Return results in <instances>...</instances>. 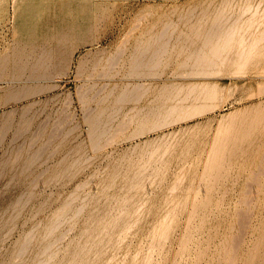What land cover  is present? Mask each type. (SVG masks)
Wrapping results in <instances>:
<instances>
[{
    "label": "rangeland",
    "instance_id": "1",
    "mask_svg": "<svg viewBox=\"0 0 264 264\" xmlns=\"http://www.w3.org/2000/svg\"><path fill=\"white\" fill-rule=\"evenodd\" d=\"M223 1L231 0H0V56L15 57L0 71V264H264V0H243L248 10ZM211 9L217 25L235 26V38L224 62L210 56L218 64L202 67L190 54L217 26ZM85 13L83 38L56 40ZM191 27H203L192 30L202 41ZM19 51L26 61L18 67ZM42 55L50 69L37 65ZM212 84V99L199 95ZM172 97L188 107L167 114Z\"/></svg>",
    "mask_w": 264,
    "mask_h": 264
},
{
    "label": "bare ground",
    "instance_id": "2",
    "mask_svg": "<svg viewBox=\"0 0 264 264\" xmlns=\"http://www.w3.org/2000/svg\"><path fill=\"white\" fill-rule=\"evenodd\" d=\"M17 1H18V0H17ZM43 1H44V0H43ZM73 1H75V0H73ZM227 1H228V0H227ZM231 1L233 2V0H231ZM231 1H230V2H231ZM242 1H243V0H242ZM244 1H245V0H244ZM244 1H243V3H242L243 5L245 4ZM27 2H28V1H27ZM34 2H35V1H34ZM39 2H40V1H39ZM52 2H53V1H52ZM58 2H59V1H58ZM76 2H77V1H76ZM104 2H105V1H104ZM112 2H113V1H112ZM230 2H229V5L232 3V2H231V3H230ZM245 2H246V1H245ZM248 2H249V1H248ZM32 3H33V2H32ZM223 3H224V1H223ZM227 3H228V2H226V5H227ZM249 3H250V2H249ZM253 3H254V2H253ZM40 4H41V3H40ZM40 4H38V5H40ZM44 4H45V3H44ZM52 4H53V3H52ZM62 4H63V3H62ZM68 4H69V3H68ZM76 4H78V2H77ZM26 5H27V4H26ZM30 5H31V3H30ZM34 5H35V4H34ZM38 5H37V6H38ZM41 5H42V4H41ZM55 5H56V3H55ZM78 5H79V4H78ZM213 5H214V4H213ZM224 5H225V3H224ZM226 5H225V6H226ZM229 5H227V6H229ZM235 5H236V4H234L233 6H235ZM243 5H242V7H243ZM247 5H248V4H247ZM258 5H260V4H258ZM22 6H23V5H22ZM35 6H36V5H35ZM42 6H43V5H42ZM46 6H47V5H46ZM53 6H54V5H53ZM57 6H58V5H57ZM63 6H64V5H63ZM71 6H72V5H71ZM76 6H77V5H76ZM76 6H75V7H76ZM103 6H104V5H103ZM108 6H109V5H108ZM195 6H196V5H195ZM208 6L210 7V5H208ZM208 6H206L205 9H207ZM217 6H218V5H217ZM221 6H222V3H221ZM231 6H232V5H231ZM249 6H250V5H249ZM252 6H253V5H252ZM24 7H28V6H24ZM32 7H33V6H32ZM47 7H48V6H47ZM54 7H55V6H54ZM175 7H176V6H175ZM179 7H180V6H179ZM203 7H204V5H203ZM203 7H202V8H203ZM215 7H216V5H215ZM244 7H245V8H244ZM244 7H243L244 10L248 8V6L246 7L245 5H244ZM255 7H256V10H257V7H258V6L255 5ZM255 7L253 6L252 9H255ZM29 8H31V7H29ZM48 8H50V7H48ZM52 8H53V7H52ZM59 8H60V7H59ZM62 8H63V7H62ZM65 8H66V7H65ZM71 8H72V7H71ZM191 8H192V7H191ZM217 8H218V7H217ZM225 8H226V7H225ZM225 8L223 9V11L226 10ZM233 8H234V7H233ZM233 8H232V10H231V8H230L229 10L233 11ZM235 8H236V7H235ZM243 8H242V9H243ZM21 9H22V7H21ZM35 9H37V8H35ZM39 9H40V8H39ZM41 9H42V8H41ZM75 9H76V8H75ZM195 9H196V8H195ZM195 9H194V10H195ZM213 9H215V8H213ZM213 9H211V10H213ZM221 9H222V7H221ZM227 9H228V8H227ZM242 9H241L240 11H242ZM248 9H249V8H248ZM248 9H247V10H248ZM250 9H251V8H250ZM252 9H251V10H252ZM258 9H259V7H258ZM32 10H34V9H32ZM58 10L60 11V9H58ZM65 10H66V9H65ZM72 10H73V9H72ZM191 10L193 11V9H191ZM191 10H189V11H191ZM203 10H204V9H203ZM209 10H210V9H209ZM237 10H238V7H237L236 11H237ZM19 11H20V10H19ZM21 11H22V20H23V19H24V18H23V14H26V11H25V10H21ZM34 11H35V10H34ZM34 11H33V12H34ZM36 11H37V10H36ZM55 11H56V10H55ZM59 11H58V12H59ZM67 11H68V10H67ZM74 11H75V10H74ZM74 11H73V12H74ZM187 11H188V10H187ZM192 11H191L190 13H188V14H190V17L193 15V14L191 15ZM196 11H197V9H196ZM201 11H202V10H201ZM213 11H214V12H213ZM213 11H212V13L214 14V17H215V16H216V15H215V10H213ZM221 11H222V10H221ZM223 11H222V12H223ZM240 11H239V12H240ZM27 12H28V11H27ZM38 12H40V11H38ZM38 12H37V13H38ZM56 12H57V11H56ZM76 12H77V11H76ZM87 12H88V11H87ZM194 12H195V11H194ZM198 12H199V11H198ZM202 12H203V11H202ZM216 12H217V10H216ZM219 12H220V9H219ZM222 12H221V13H222ZM225 12H227V11H225ZM225 12H223V13H225ZM228 12H229V11H228ZM242 12H244V14H246L245 11H242ZM242 12H241V14H242ZM248 12H249V11H248ZM255 12H256V11H254L253 13H255ZM261 12H264V11H261ZM28 13H29V12H28ZM35 13H36V12H35ZM35 13H34V14H35ZM54 13H55V12H54ZM74 13H75V12H74ZM77 13H78V12H77ZM77 13H76V15H77ZM163 13H164V12H163ZM174 13H175V11H174ZM185 13H186V12H185ZM185 13H184V16H181V17H186V18H187V16H185V15H186ZM203 13H204V12H203ZM223 13H222V14H223ZM233 13H235V12H233ZM256 13H257V12H256ZM259 13H260V11H259ZM16 14H18V13H16ZM16 14H15V15H16ZM30 14H31V12H30ZM40 14H41V13H40ZM45 14H46V13H45ZM55 14H56V13H55ZM58 14H59V13H58ZM63 14H64V13H63ZM96 14H97V13H96ZM165 14H166V12H165ZM180 14H181V13H180ZM196 14H197V13H196ZM216 14L219 16L218 13H216ZM225 14H227V13H225ZM236 14H237V13H236ZM236 14H235V15H236ZM239 14H240V13H238V15H239ZM249 14H250V13H249ZM257 14H258V13H257ZM35 15H36V14H35ZM88 15H89V14H88ZM194 15H195V14H194ZM194 15H193V16H194ZM197 15L199 16V15H201V14L198 13ZM197 15H196V17H197ZM205 15H206V14H205ZM205 15H204V16H205ZM235 15H234V17H235ZM247 15H248V14H247ZM262 15H264V14H262ZM18 16H19V15H18ZM18 16H16V17H18ZM41 16H42V15H41ZM62 16H64V15H62ZM72 16H73V15H72ZM80 16H81V15H80ZM99 16H100V15H99ZM165 16H166V15H165ZM202 16H203V14H202ZM202 16H201V17H202ZM206 16H207V15H206ZM220 16H221L222 18H225L224 15H220ZM225 16H226V15H225ZM232 16H233V15H232ZM31 17H32V16H31ZM34 17H35V16H34ZM68 17H69V16H68ZM73 17H74V16H73ZM75 17H76V16H75ZM75 17H74V18H75ZM90 17H91V16H90ZM97 17H98V16H97ZM168 17H169V16H168ZM168 17H167V18H168ZM178 17H179V18H177V19H179V20L183 19V18H180V16H178ZM196 17H194V18H196ZM201 17H199V20L201 19ZM208 17H209V16H208ZM211 17H212V16H210V18H211ZM230 17H231V15H230ZM234 17H233V18H234ZM244 17H245V16H244ZM248 17H249V16H248ZM29 18H30V17H27V20H28ZM79 18H80V17H79ZM84 18H85V20H84ZM159 18H160V17H159ZM159 18H158V20H159ZM161 18H162V17H161ZM167 18H166V19H167ZM169 18H170V17H169ZM186 18H185V19H186ZM204 18H205V17H204ZM231 18H232V17H231ZM235 18H236L235 20H241L242 15H240V17H237V15H236ZM253 18H254V17H253ZM260 18H261V17H260ZM20 19H21V18H20ZM32 19H33V18H32ZM65 19H66V18H65ZM98 19H99V17H98ZM166 19H165V20H166ZM185 19H184V20H185ZM197 19H198V17H197ZM202 19H203V18H202ZM202 19H201V20H202ZM207 19H208V18H207ZM211 19L214 20L213 17H212ZM211 19H210V20H211ZM215 19H216V20H215L214 23H216V21H218V17H217V18L215 17ZM220 19H221V18H220ZM250 19H251V16H250ZM36 20H37V17H36ZM68 20H69V18H68ZM77 20H78V19H77ZM160 20H161V19H160ZM167 20H168V19H167ZM171 20H173V19H171ZM186 20H187V19H186ZM190 20H191V18H190ZM221 20H222V19H221ZM223 20H225V19H223ZM227 20H229V19L227 18ZM231 20H232V19H231ZM244 20H245V19H244ZM246 20H247V19H246ZM254 20H255V19H254ZM259 20H260V19H259ZM20 21H21V20H20ZM25 21H26V20H25ZM34 21H35V19H34ZM70 22H71V21H70ZM75 22H76V20H75ZM199 22H200V21H199ZM199 22H198V24H199ZM24 23H26V22H24V20H23V24H24ZM31 23H32V21H31ZM31 23H30V24H31ZM217 23H218V22H217ZM217 23H216V25H217ZM20 24H22V23H20ZM23 24H22V25H23ZM27 24H29V23L27 22ZM35 24H36V23H35ZM71 24H72V25L69 24V27H66V28H64L65 25H64L63 27L61 26V27L64 28V29L61 31V33L59 34V36H57V37H58V38L56 39L57 41L60 40L59 42H65V43H66V41H67V40H70V38H72L73 36H76V37H79V38H83V37L85 36V34L87 33V32H86V31H87V30H86V27L90 26L89 16H87V14L85 13V14L83 15V19L80 20V22L76 23V25H75L74 23H71ZM164 24L166 25V27H165L164 25H162V26H164L163 28H165V30H166L167 33H168V30H167V29H169L170 26H169V24H166V23H164ZM193 24H196L195 26H198L196 22L193 23ZM167 25H168V26H167ZM191 25H192V24H191ZM191 25H190V26H191ZM199 25H202V24H199ZM203 25H204V24H203ZM28 26H29V25H28ZM32 26H33V25H31V27H32ZM66 26H67V23H66ZM195 26H194V27H195ZM95 27H96V24H95ZM148 27H149V26H148ZM194 27H193V28L191 27L192 29H191L190 31H192L193 29H196V28H197V29L200 28V27H199V28H198V27L194 28ZM204 27H206V26H204ZM213 27H214L215 29H214ZM234 27H235V26H234ZM234 27H233V30H232V26H228V27H226V25H225V21H224V22L219 21V24H218L217 26H215V25L212 26V29H214V30L211 31V29H210L211 27H210V28L207 30V31L210 30V32H207V33L205 32L206 30H205V31H202L201 28L203 29V27H201L200 30H201L202 32H204L203 34H206L205 37H204L203 35H201V36H203L204 39H203V38H202V39H203L204 41H202V39H200V38L197 37V36H196V37H197V38H196V37L194 36L195 33H196V31H195V33L192 31V32L194 33L193 36L195 37V39H200V40L204 43V44H203V43L201 42L202 45H201V44H200L201 46L199 45L198 50H196V51H195V50H192L193 52L191 51L192 53H191L190 55H191V56H195V57H194L195 59L193 60L194 63H197V65H200V66H202V67H205V66H207L208 64H209V66H210L213 62H215L213 59L217 58V60H218L219 56H224V55L227 56V55H228V52L230 51V48H229L230 45H229V44H230V42L232 41L231 38H232V39L235 38V36H234L235 28H234ZM236 27H237V26H236ZM17 28H18V27H17ZM22 28H23V27H22ZM25 28H27V27L25 26ZM33 28H34V27H33ZM163 28L161 29V33H164V31H163L164 29H163ZM239 28H240V27H239ZM58 29H59V27H58ZM147 29H148V28H147ZM205 29H206V28H205ZM27 30H29V28H28ZM30 30H31L32 35H31L30 33H29V35H30V36L32 37V39H33V34H35V32H33V30H32L31 28H30ZM60 30H61V29H60ZM172 30H173V29H172ZM25 31H26V30H25ZM34 31H35V30H34ZM159 31H160V30H159ZM162 31H163V32H162ZM173 31H174V30H173ZM173 31H170L169 33L172 34L171 32H173ZM237 31H239V30H237ZM237 31H236V32H237ZM20 32H21V31H18V33H20ZM29 32H30V31H29ZM143 32H144V30H143ZM192 32H191V33H192ZM199 32H200V31H198V35H199ZM239 32H240V31H239ZM239 32L236 33V34L240 35ZM18 33H17V34H18ZM22 33H23V32H22ZM157 33H158V32H157ZM157 33H155V34H157ZM161 33H159V34H161ZM191 33H190V34H191ZM209 33H210V34H209ZM211 33H212V34H211ZM240 33H241V32H240ZM24 34H25V32H24ZM54 34H55V33H54ZM143 34H144V33H143ZM148 34H149V33H148ZM150 34H151V33H150ZM164 34H165V33H164ZM164 34H163V37H164ZM170 34H168V35H170ZM208 34H209V35H208ZM236 34H235V35H236ZM52 35H53V34H52ZM52 35H51V37H53ZM165 35H166V37H167V34H165ZM196 35H197V34H196ZM238 35H237V36H238ZM35 36H36V35H35ZM54 36H55V35H54ZM161 36H162V34H161ZM191 36H192V34H191ZM199 36H200V35H199ZM242 36H243V35H242ZM22 37H23V36H22ZM31 37H29L30 40H31ZM76 37H75V39H76ZM163 37H160V35H159V36H157L156 39H158V38H163ZM187 37H190V36H189V32H188V35L186 36V38H187ZM259 37H261V36H259ZM259 37H258V38H259ZM19 38H20V36H19ZM25 38H26V37H25ZM54 38H55V37H54ZM180 38H181V36H180ZM186 38H185V39H186ZM237 38H238V37H237ZM237 38H236V39H237ZM242 38H243V37H242ZM242 38H241L240 40H241V41H244V39H242ZM248 38H249V37H248ZM248 38H247V39H248ZM253 38H254V37H253ZM261 38H263V37H261ZM26 39H27V38H26ZM35 39H36V38H35ZM48 39H49V38H48ZM52 39H53V38H52ZM73 39H74V38H72L71 41H73ZM167 39H168V38H166V40H167ZM178 39H179V38H178ZM182 39H183V38H182ZM182 39H181V40H182ZM195 39H193V40H195ZM236 39H235V41H236ZM251 39H252V38H251ZM251 39H250V40H251ZM36 40H38V39H36ZM56 40H55V41H56ZM161 40H162V39H161ZM163 40H164V38H163ZM168 40H169V39H168ZM168 40H167V43H166V41H165L164 43H163V42H162V43L160 42V45L162 44V46H160V47H161V48L163 47V49H165L164 47H165V45H166V47H167V44H168V42H169ZM183 40H184V39H183ZM186 40H188V38H187ZM186 40H185V41H186ZM190 40H192V37H191ZM230 40H231V41H230ZM238 40H239V39H238ZM260 40H261V39L259 38V40L257 39L256 41L259 42ZM22 41H23V40H21L20 42H22ZM28 41H29V40H28ZM50 41H51V40H50ZM241 41H240V42H241ZM254 41H255V40H254ZM254 41H253V43H254ZM16 42L18 43V41H16ZM48 42H49V41H48ZM228 42H229V43H228ZM17 43H16V45H17ZM23 43H26V42L23 41ZM165 43H166V44H165ZM234 43H235V42H234ZM241 43H243V42H241ZM255 43H257V42H255ZM255 43L253 44V47H255L254 45H257V44H258V43H257V44H255ZM18 44H20V43H18ZM27 44H28V43H27ZM49 44H50V43H49ZM53 44H54V42H53ZM68 44H70V43H68ZM227 44H228L229 46H228ZM236 44H237V43H236ZM238 44H240V43L238 42ZM238 44H237V46H239ZM250 44H251V43H250ZM16 45H15V46H16ZM23 45H24V44H23ZM36 45H37V44H36ZM40 45H41V44H40ZM185 45H186V44H185ZM234 45H235V44H234ZM241 45H242V44H241ZM17 46H18V45H17ZM20 46H21V50H22V47H23L22 44H21ZM20 46H19V47H20ZM25 46H26V45H25ZM27 46H28V45H27ZM27 46H26V47H27ZM29 46H30V45H29ZM33 46H34V45L32 44V47H31V48H33ZM47 46H48V45H47ZM47 46H46V47H47ZM56 46H57V44H56ZM71 46H72V44H71ZM243 46H244V45H243ZM37 47H38V46H36L35 48H37ZM53 47H54V45H53ZM181 47H184V45L182 44ZM230 47H231V46H230ZM239 47H240V46H239ZM247 47H248V46H247ZM249 47L251 48L252 46H249ZM15 48H16V47H14V50H15ZM35 48H34V51H35ZM48 48H49V47H48ZM61 48H62V47H61ZM158 48H159V47H158ZM161 48H159V49H161ZM226 48H227V50H228V48H229L228 52L226 51L227 54L225 53ZM231 48H232V47H231ZM242 48L244 49L245 47H242ZM51 49H52V47H51ZM51 49H50V51L48 50V51L50 52V54H52L53 52H55V51L52 52ZM57 49H58V48H57ZM63 49H64V48H63ZM195 49H196V48H195ZM239 49H240V48H239ZM254 49H255V48H254ZM254 49L252 48L251 50L253 51ZM12 50H13V49H12ZM12 50H10V51L12 52ZM18 50H20V49H18ZM23 50H24V48H23ZM26 50H27V49H26ZM38 50H39V48H38ZM46 50H47V49H46ZM52 50H53V49H52ZM66 50H67V49H66ZM157 50H158V49H157ZM157 50H156V52H159V50H158V51H157ZM182 50H185V48L182 49ZM44 51H45V50H44ZM162 51L164 52L165 50H162ZM232 51H233V50H232ZM242 51H243V50H242ZM242 51H240V53H237V55H238V54H241V55H242V54H245V53H246V52L244 53V52H242ZM7 52H8V51H7ZM26 52H27V51H26ZM238 52H239V51H238ZM241 52H242V53H241ZM250 52H251V51H250ZM250 52H247L246 54H248V53H250ZM15 53H17V50H16ZM42 53H44V52L41 51L40 54H42ZM46 53H47V51H46ZM56 53H57V52H56ZM62 53H63V52H62ZM138 53H139V52H137V54H138ZM189 53H190V52H189ZM230 53H231V52H230ZM254 53L256 54V52H254ZM254 53H253V55H254ZM258 53H259V52H258ZM11 54H13V56H14V53H13V52H12ZM27 54H28V52L26 53V55H27ZM37 54H38V52H37ZM40 54H39V55H40ZM44 54H45V53H44ZM44 54H43V55H44ZM48 54H49V53H48ZM48 54H47V55H48ZM50 54H49L48 57H47L48 59L52 58V60H53V59H54V60H55V59L59 60L58 58H54V57H52V55H51V57H49ZM66 54H67V53H66ZM137 54H135V55L137 56ZM160 54H162V53H160ZM246 54H245V57L247 56ZM3 55H4V53H3ZM3 55L0 56V57H2V58L0 59V71L3 70V69L6 70V68H7V63H9L8 60H9L11 57H13V56H11V57L9 58V57H7L6 54H5L6 56L4 55V57H3ZM28 55H30V52H29ZM39 55H37V56H39ZM43 55H42L43 58L40 56L41 59H39V58L37 57V58L39 59V60L37 59L38 62H39L38 64H37V61H34V63H31V66H32L33 64L35 65V63H36L37 65H39V64H40V60H42V59H43V61H44V56H43ZM45 55H46V54H45ZM53 55H54V54H53ZM59 55H60V54H59ZM140 55H141V54H139V56H137L138 58H134L135 56H134V57L131 56V58H133V59L135 60V62H137V59H139ZM142 55H143V53H142ZM152 55L155 56V52H154V54H152ZM190 55H189V56H190ZM232 55H233V54H232ZM232 55H231V57H232ZM234 55H235V54H234ZM241 55H240V56H241ZM250 55H251V54H248V56H250ZM258 55H259V54H258ZM15 56H17V58H16V61L14 60V62H16V65H17L18 67L21 66L22 64L25 65V63H24V61H26V59H25V57H24L25 54H22V53L19 51L18 54H15ZM34 56H35V55H34ZM60 56H61V55H60ZM189 56H187V57L189 58ZM210 56H212L211 58H213V56H215V58H213L212 60H211V58H209L210 60H207V59H206V61H205V58H208V57H210ZM226 56L224 57V59H226ZM235 56H236V55H235ZM243 56H244V55H243ZM254 56H255V55H254ZM30 57H31V56H30ZM57 57H58V56H57ZM61 57H62V56H61ZM155 57H156V60H155V61H157V60H158L157 57H159V53H157V55H156ZM14 58H15V57H14ZM14 58H13V59H14ZM28 58H29V56H28ZM47 58H46V59H47ZM191 58H192V57H191ZM191 58H190V59H191ZM200 58H201V59H200ZM227 58H228V57H227ZM236 58H237V57H236ZM238 58H240V57H238ZM241 58H242V57H241ZM11 59H12V58H11ZM11 59H10V60H11ZM13 59H12V60H13ZM24 59H25V60H24ZM30 59H31V58H30ZM35 59H36V56H35ZM148 59L151 60V59H153V57L151 58V56H150V57H148ZM197 59H198V60H197ZM203 59H204V60H203ZM219 59H220L219 61H221V59H222L223 62H224V59H223L222 57H220ZM230 59H231V58H230ZM12 60H11V62H13ZM31 60H33V58H32ZM150 60H147V59H146L147 62H149ZM153 60H154V59H153ZM191 60H192V59H191ZM195 60H196V61H195ZM217 60H216V61H217ZM239 60H240V59H237V63L241 62V61H239ZM43 61H42V63H43ZM62 61H63V60H62ZM141 61H142V60H141ZM143 61H144V60H143ZM155 61H154V62H155ZM208 61H209L210 63H209ZM211 61H213V62H211ZM228 61H229V60H228ZM27 62H28V60H27ZM27 62H26V67H27V64H28ZM31 62H33V61H31ZM51 62H52V61L50 60L48 63L50 64ZM135 62H133L132 66H133V67H134V66H135V67L137 66V68L139 69L138 65H137ZM147 62H146V63H147ZM154 62L151 60L150 63L153 64ZM157 62H158V61H157ZM186 62L188 63V61H186ZM207 62H208V63H207ZM223 62H222V63H223ZM225 62H226V60H225ZM242 62L244 63V62H245V59H244V61H242ZM46 63H47V62H46ZM46 63H45V61H44V64H46ZM59 63H61L60 60H59ZM134 63H135V64H134ZM139 63H140V62L138 61V64H139ZM144 63H145V62H144ZM144 63L142 64V66L144 65ZM146 63H145V64H146ZM220 63H221V62H220ZM220 63H219V64H220ZM226 63H229V62H226ZM230 63H232V62H230ZM237 63H236V65H238ZM246 63H247V61H246ZM57 64H58V62H57ZM155 64H156V63H155ZM213 64H218V62H217V63L215 62V63H213ZM223 64H224V63H223ZM29 65H30V64H29ZM37 65H36V66H37ZM51 65H52V64H51ZM51 65H50V66H51ZM53 65H54V64H53ZM53 65H52V66H53ZM139 65L141 66V64H139ZM148 65H150V64L147 63L146 66H148ZM36 66H35V68H38V67L41 66V64H40V66H38V67H36ZM45 66H47V64H46ZM52 66H51V67H52ZM132 66H131V67H132ZM200 66H199V67H200ZM211 66H213V65H211ZM5 67H6V68H5ZM11 67H12V65H11ZM11 67H10V68H11ZM22 67H23V66H22ZM33 67H34V66H33ZM33 67H32V68H33ZM43 67H44V66H43V64H42V68H43ZM47 67H49V65H48ZM47 67H46L45 69H48ZM133 67H132V69H133ZM135 67H134V69H135ZM143 67H144V66H143ZM23 68H24V67H23ZM27 68H28V67H27ZM35 68H34V69H35ZM42 68H41V70H42ZM7 69H8V68H7ZM28 69H30V68H28ZM28 69H26V70L30 72V70H28ZM34 69H31V70H34ZM38 69H40V68H38ZM49 69H50V67H49ZM138 69H137V70H138ZM10 70H11V69H10ZM13 70H14V69H13ZM26 70H24V72H25ZM36 70H37V69H35L33 72H32V71H31V72L35 75ZM41 70H39V71L41 72ZM43 70H44V69H43ZM135 70H136V69H135ZM45 71H47V70H45ZM45 71H44V72H45ZM48 71H51V70H48ZM1 72H2V71H1ZM1 72H0V73H1ZM3 72H4V71H3ZM5 72H6V71H5ZM22 73H23V70H22V69H19V68L16 67V70H15V72L13 71L12 75H14L15 78H16V76H17V77L19 76L18 79H20V77H24V76L21 75ZM45 73H46V72H45ZM48 73H49V72H48ZM42 74H43V73H42ZM0 75H2V73H1ZM3 75H4V74H3ZM6 75H8L7 72H6ZM6 75H4V76H6ZM9 75H10V74H9ZM12 75H11V76H12ZM20 75H21V76H20ZM30 75H31V74H30ZM30 75H28V76L30 77ZM44 75H45V74H44ZM31 76H33V75H31ZM35 76H36V75H35ZM40 76H41V75H40ZM40 76L38 75V77H40ZM0 77L2 78V76H0ZM26 78H27L28 80H29V79H32V78H28V77H26ZM34 78H35V77H34ZM6 79H7V78H6ZM12 79H13V78H12ZM12 79H11V80H12ZM23 79H25V78H23ZM16 80H17V78H16ZM16 80L14 79L13 82H15ZM8 81H9V80H8ZM23 81H25V80H22V82H23ZM16 82H19V81H16ZM10 84H11V83H10ZM12 84H13V83H12ZM20 84H21V83H20ZM14 85H16V84H14ZM175 85H176V84H175ZM178 85H179V84H178ZM196 85H197V84H195V87H196ZM12 86H13V85H12ZM124 86H125V85H124ZM163 86H164V85H162V89H163ZM165 86H167V85H165ZM169 86H170V85H169ZM188 86H189V85H187V87H188ZM199 86H200V85H199ZM199 86H198V87H199ZM206 86H207V84H206ZM212 86H214V88H213ZM21 87H24V86H21ZM125 87H127V85H126ZM125 87H122V88H125ZM178 87H179V86H178ZM187 87H185V88H187ZM193 87H194V86H192L191 88H193ZM195 87H194V88H195ZM203 87H204V86H203ZM208 87H209V85H208ZM215 87H216V86H215L214 84L211 85L210 89L204 87V89H206V90H203V89H202L201 91L199 90V91H198V92H200L199 95H200V96L202 95V97H204V98H205V97H206V98H211V97H213V95L217 94V93L215 92V91H216V90H215V89H216ZM127 88H128V87H127ZM164 88H165L164 90H167L166 87H164ZM167 88H168V86H167ZM169 88H170V87H169ZM171 88H172V85H171ZM174 88H175V87H174ZM180 88H181V87H180ZM183 88H184V87H182L181 89L183 90ZM189 88H190V87H189ZM189 88H188V89H189ZM191 88H190V89H191ZM194 88H193V89H194ZM211 88H213L214 90H213V91H210ZM218 88H219V87H218ZM230 88H231V87H230ZM128 89H129V88H128ZM176 89H177V87H176ZM181 89H180V90H181ZM193 89L191 90L192 92L190 91L191 94H190L189 97H191V95H192V93H193ZM222 89H223V88H222ZM21 90H22V89H21ZM121 90H122V89H120V92H121ZM160 90H161V89H159V91H160ZM164 90H161V92H162V93L164 92V96H165V91H164ZM196 90H198V89L196 88ZM219 90H220V88H219ZM229 90H231V89H229ZM22 91H23V90H22ZM25 91L28 92L29 90H26V89H25L24 92H25ZM124 91L127 92V89L124 90ZM128 91H130V90H128ZM131 91L133 92L132 89H131ZM131 91H130V92H131ZM167 91H168V90H167ZM174 91H175V89H174ZM178 91H179V90H178ZM178 91L176 90L174 93L176 94V92L178 93ZM188 91H189V90H188ZM188 91H187V92H188ZM217 91H218V90H217ZM221 91H223V90H221ZM221 91H219V92H221ZM10 92H11V91H10ZM14 92H15V91H14ZM14 92H12V94H13ZM19 92H21V91H19ZM19 92H18V93H19ZM122 92H123V91H122ZM126 92H125V93H126ZM130 92H129V93H130ZM132 92H131V94L133 95ZM161 92H157V93H158L157 96H159V93H161ZM169 92H170V90H169ZM190 92H188L187 94H189ZM16 93H17V92H16ZM110 93H112V92H110ZM123 93H124V92H123ZM127 93H128V92H127ZM129 93H128V94H129ZM166 93H168V92H166ZM170 93H172V92H170ZM174 93H173V94H174ZM179 93H180V92H179ZM7 94H8V93H7ZM128 94H127V95H128ZM187 94H186V96H187ZM218 94H219V93H218ZM221 94H222V93H221ZM8 95L11 96V93H9ZM13 95H14V94H13ZM13 95H12V96H13ZM117 95H118V94H117ZM117 95H116V96H117ZM123 95H126V94H123ZM127 95H126V96H127ZM129 95H130V94H129ZM162 95H163V94H162ZM166 95H170V94H166ZM194 95H195V89H194ZM199 95H198V97H199ZM12 96H11V97H12ZM16 96H18V95H16ZM119 96H120V94H119ZM119 96H118V97H119ZM160 96H161V95H160ZM160 96H159V98H161ZM164 96H162V97H164ZM175 96H176V95H175ZM175 96H173V97L175 98ZM192 96H193V95H192ZM11 97H10V98H11ZM13 97H15V96H13ZM118 97H117V100H121V99H118ZM124 97H125V96H124ZM124 97H122V94H121L120 98L123 99ZM128 97H129V96H128ZM128 97H127V99H128ZM132 97H135V96L133 95ZM173 97L171 98V104H173V103H172L173 100H174ZM187 97H188V96H187ZM187 97H184V98L187 99ZM196 97H197V92H196ZM8 98H9V97H8ZM15 98H16V97H15ZM129 98H130V97H129ZM159 98H157V99L159 100ZM165 98H166V97H164V98H162V99L164 100ZM199 98H200V97H199ZM199 98H198V99H199ZM215 98H217V97L214 96L213 99H215ZM172 99H173V100H172ZM182 99H183V98H182ZM195 99H196V98H195ZM211 99H212V98H211ZM167 100H170V97L168 98V96H167L166 101H167ZM196 100H197V99H196ZM160 101H161V100H160ZM160 101H159V102H160ZM166 101H165V102H166ZM175 101H176V102H179V101H182V100H179V101L175 100ZM165 102H164V104H165ZM167 102H168V101H167ZM176 102H175L173 105H170L169 107L166 105V106L168 107V109H166V110H164V111H165L167 114H168V113H169V114L172 113V115H173V114H175V112L178 111V109H179V110H180V109H181V110L184 109V107H185L184 104H185V103H184V104H181V103H176ZM157 104H158V103H157ZM168 104H169V103H168ZM159 105H160V104H159ZM159 105H157V106H155V107H158ZM162 105H163V102H162ZM190 106H191V105H190ZM186 107H188V106L186 105ZM186 107H185V108H186ZM159 108H160V107H159ZM159 108H155V109H156V110H159ZM161 108H162V106H161ZM161 108H160V110L163 109V108H162V109H161ZM165 108H166V107H165ZM149 109H151V108H150V107L147 108V111H148ZM152 110H154L153 107H152ZM160 110H159L158 113L162 116V114L160 113ZM181 110H180V111H181ZM98 112H99V111H98ZM149 112H150V110H149ZM152 112H153V111H152ZM162 112H163V111H162ZM165 112H163V115H164ZM178 112H179V111H178ZM178 112H177V113H178ZM100 113H101V112H100ZM154 113H155V112H154ZM154 113H153V114H154ZM177 113H176V114H177ZM146 114H147V113H146ZM148 114H149V113H148ZM156 114H157V113H156ZM178 114H179V113H178ZM139 115H140V114H139ZM144 115H145V114H144ZM144 115H143V116L141 115V116L144 117ZM147 116H148V115H147ZM153 116H154V115H153ZM157 116H158V115H157ZM164 116L166 117V116H171V115H164ZM94 117H95V118H94ZM133 117H134V116H133ZM137 117H138V116H137ZM159 117H160V116H159ZM248 117H249V116H248ZM93 118L96 119V118H98V116H97V117H96V116H92L91 119L94 120ZM134 118H135V117H134ZM139 118H140V117H138V119H139ZM144 118H146V117H144ZM151 118L153 119L152 116H151ZM155 118H156V116H155ZM250 118H251V117H250ZM136 119H137V118H136ZM141 119H142V118H141ZM141 119H140V120H141ZM147 119H148V121L150 120L148 117H147ZM159 119H160V118H159ZM96 120H97V119H96ZM128 120H129V118H128ZM130 120H131V118H130ZM140 120H139L138 122H140ZM144 120H145V119H144ZM144 120H143V121H144ZM156 120H157V118H156ZM156 120H155L154 122H156ZM244 120H245V119H244ZM244 120H243V122H244ZM141 121H142V120H141ZM148 121H146V123H147ZM150 121H151V120H150ZM150 121H149V122H150ZM158 121L161 122V120H158ZM94 122L97 123V124L95 123V124H96V126H95V127H96V131H97V129H98L97 126L99 125V124H98L99 121H95V120H94V121L91 122V123L93 124V128H92L93 130H95V129H94ZM149 122H148V124H149ZM222 122H223V121H221V123H220V127L222 126V125H221ZM225 122H226V121H225ZM240 122H241V121H240ZM243 122H242V123H243ZM140 123H141V122H140ZM143 123H144V122H143ZM143 123H142V124H143ZM152 123H153V122H152ZM223 123H224V122H223ZM235 123H236V122H235ZM92 124H91V125H92ZM148 124H144V125L147 127ZM233 124H234V123H233ZM240 124H241V123H240ZM153 125H155V126H151L152 128H153V127H158V126H157V123H156V124H153ZM160 125H161V123L159 124V126H160ZM224 125H226V123H224ZM241 125H242V124H241ZM104 126H107V123H105ZM142 126H143V125H142ZM142 126H141V127H142ZM233 126L235 127L236 124H235V125H232L231 127H233ZM107 127H108V126H107ZM141 127H140V129H141ZM231 127H230V128H231ZM221 128H222V127H221ZM235 128H236V127H235ZM238 128H240V127H238ZM143 129H144V128L142 127L141 131L144 132ZM148 129H149V127H148ZM236 129H237V128H236ZM93 130H92V131H93ZM145 130H147V129H145ZM94 132H95V131H94ZM99 132H102V133H99L100 135H101V134H102V135L105 134L104 131H99ZM92 133H93V132H92ZM93 134H94V133H93ZM95 134L98 135V133H96V132H95ZM95 134H94V136H93V135H92V136L95 137V136H96ZM106 134H107V133H106ZM102 135H101V136H102ZM101 136H100V137H101ZM96 137H99V135L96 136ZM96 137H95V139H98V138H96ZM94 142H95V141H94ZM96 142H97V141H96ZM96 142H95V143H96ZM97 144H98V143H97ZM95 145H96V144H95ZM217 150H218V149H216L215 152H217ZM218 153H219V152H218ZM230 153H231V152H230ZM234 154H235V152H234ZM215 155H216V154H215ZM217 159H221V158L219 157V158H217ZM217 159H214V158H213V162L216 160V161L213 163L214 165L216 164V162H218ZM222 159H223V158H222ZM222 159H221V160H222ZM219 161H220V160H219ZM213 164H212V165H213ZM212 165H209V168H210V166H212ZM214 165H213V167H215L216 170H217V167L214 166ZM213 167H212V170L214 169ZM210 169H211V168H210ZM212 170H208V171H209V172H212ZM216 170L214 169L215 172H217ZM214 171H213V172H214ZM206 173H208V172H206ZM210 174L213 175V174H215V173H210ZM210 174H209V175H210ZM210 176H211V175H210ZM210 176H208V177L210 178ZM215 176H216V175H215ZM211 177H213V176H211ZM192 204L194 205V203H192ZM196 204H197V203H195V206H196ZM60 212H61V211H60ZM60 212H59V214H60ZM62 213H63V212H62ZM60 216H61V218H63L61 214H60ZM60 216H58V217H56V218L58 219ZM57 219H56V220H57ZM59 220H60V219H59ZM61 221H62V220H61ZM54 222H55V221H54ZM56 222L59 223V221H56ZM55 224L58 225L57 223H54V225H55ZM59 225H60V224H59ZM50 226H52V225L49 224V227H50ZM52 227H53V228H52V231H53L54 226H52ZM55 229H56V227H55ZM47 231H48V232H51V229H49V230L47 229ZM186 236H187V235H186ZM187 237H188V236H187ZM187 237H186V238L184 237L185 240L187 239ZM188 238H189V237H188ZM49 240H50V239H49ZM48 244H49V242L47 243V245H48ZM51 244L53 245V243H51ZM51 244H50V245H51ZM22 247L24 248V246H22ZM22 247H20V248L22 249ZM51 247H52V246H50L49 248L47 247L48 250H49ZM47 248H45V249H47ZM45 249H44V250H45ZM46 251H47V250H46ZM49 251H51V250H49ZM43 253H44V252H43ZM47 254H49V252H48ZM51 254H52V252H51ZM45 255H46V254H45ZM53 255H54V253H53L52 255H46V256L43 255V256H44V257L49 256V258H48V257H47V258H48L49 261H50V257H52ZM44 257H43V258H44ZM44 259L46 260V258H44ZM42 261H43V260H42ZM42 261H38V262L41 263ZM49 261H48V262H49ZM147 261H148V260H147ZM38 262H37V263H38ZM37 263H36V264H37ZM43 263H44V262H43ZM43 263H42V264H43ZM44 264H45V263H44Z\"/></svg>",
    "mask_w": 264,
    "mask_h": 264
}]
</instances>
